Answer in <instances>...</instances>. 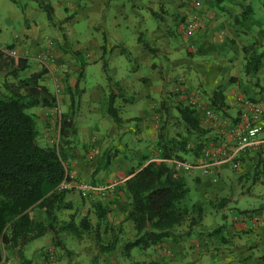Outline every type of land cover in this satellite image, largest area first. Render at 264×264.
Returning a JSON list of instances; mask_svg holds the SVG:
<instances>
[{"label":"crops","instance_id":"crops-1","mask_svg":"<svg viewBox=\"0 0 264 264\" xmlns=\"http://www.w3.org/2000/svg\"><path fill=\"white\" fill-rule=\"evenodd\" d=\"M185 1H187L186 4H184ZM213 1L219 2L222 10H233L236 7L234 4L239 0ZM50 2L54 17L66 21L67 18L62 13L63 8L59 5L60 3L51 0ZM160 2L163 5L158 9H151V15L157 18L161 25L156 29H151V32L147 30V38L155 44L153 47L157 48L158 51L155 54L148 52L139 43L138 39L137 44L140 48L136 46L133 52L128 49L120 51L121 54L126 53L125 55L129 59L134 58L135 55L143 59L149 58L145 60L150 66V72L147 75L135 76L132 73H123L121 77H117L116 74L120 72L118 66H115L116 73H114V76L110 75L107 60L110 59L108 53L117 47L113 43L112 46L110 44L108 47L104 42H99L94 51L87 52V60L83 57V61L93 64L102 60L103 65L107 64V74L111 78L110 82L118 83L117 85L123 93H121V97H123L124 103L132 104L137 98H147L146 96L148 95L160 98L166 88L172 90L174 89L173 86H175L177 98L182 101L183 97L180 92L182 90H185L188 94L202 93V96L205 94L207 97H212L218 88H222L224 106L218 110L211 106L217 116L216 119H209L205 115L203 108L195 111V117L200 125L207 130L206 134L200 137L196 134L188 136L182 130V136L177 135L181 139L185 138L191 141L188 144V148L200 145L203 151L206 148L217 150L218 147L222 146L224 154V156L218 157L221 163L212 167L210 173H206L203 168V164L207 162L204 156L194 152H190V155L187 153L183 154L184 162L193 164L190 170L176 167L187 179L190 187L188 197L190 204L201 202L204 209V219L200 225L195 226L188 234L180 229L177 231L180 239L177 242V264H180L179 262L185 258L187 259L182 264H203V258H206V264H264V201L260 205L254 203L250 207L238 209V212L233 211L234 217L232 219H229L226 214V210L230 205L236 203L240 198H245L244 195H246L247 191H245L244 187L247 179L254 175H256V178L261 170L264 175V116L261 120L263 131L259 136L260 143L239 153L240 167L234 169L230 161L223 159L234 150L235 146L229 134L232 127L240 121L242 106L237 101V97L240 94H244L264 106V58L263 67L254 78H250L244 73L246 56L243 52L245 46L255 42V40L253 42L250 41L248 37L256 39V36L260 33H263L264 36V12L260 11L257 31L256 33L252 31L251 34V27H254L255 24H249L250 17L244 21L243 28H239L241 23L235 24V15H230L227 11H221L213 7L212 0H160ZM239 5L242 7L243 4L240 3ZM252 15H256V12L254 11ZM38 16H40V13ZM246 22L247 25L245 24ZM196 23L201 26L200 30L191 32L189 36L192 37L197 46H200V51L191 53L190 50L184 48L183 44L188 38L187 35L192 26ZM28 33L34 36L37 31L34 28H30ZM176 34L179 35L177 41L175 39ZM116 36L118 37V42L123 44L121 34ZM141 36L144 39L145 35L141 34ZM59 42L61 46L67 45L64 40ZM0 47L4 48L5 46L1 45ZM40 47V45L36 47V50H39L36 52V57H32L31 52L30 55L27 54L29 53L28 50H33L29 43L25 44L21 49L15 48V50L19 51V55L28 56L31 61L38 64L36 72L41 70L38 60L39 52L46 46L43 49V46ZM75 62L78 65V60ZM155 63H158L160 67H157ZM82 65L85 66L86 63H82ZM171 65H177L175 77H173L172 73L175 72L174 69L176 67H171ZM75 70L81 71V68L77 66ZM139 80L143 82L144 88H141L137 95L136 86ZM70 84L72 85V83ZM57 91L59 90H53V93L58 98V109L41 107L39 112L36 113L38 119L44 123V132L39 134L38 141L49 147L56 145L58 142L60 118L63 113L60 114V102L62 101L63 104L68 103L67 95L65 93L59 95L56 93ZM102 95L103 93L98 91V100L101 99ZM203 100L204 102L208 101V99ZM205 106H209V102H205ZM211 107L209 106V108ZM153 108L154 105L149 103V108L143 110L140 116L137 117L136 128L138 135L135 138L137 142H132L131 137L127 134L129 124L122 117H120L123 121L121 124L122 129L119 130L117 126H112L101 116L99 126L102 127L100 130H102L103 135L100 134L93 139L95 147L92 150H95L97 154L91 156L92 153H89L87 158L89 161L82 158L81 154H79L80 157L74 160L69 157L71 180L95 182L98 185L116 183L106 197H96L95 204L101 203L106 208L107 215L105 223L102 225H108L109 232L113 230V233L118 235V230H123V233L119 234V238L121 237L123 242H130L135 236L134 225L129 219L131 199L124 188V182L130 177L132 169L139 170L150 161L161 160L157 149L158 125L156 127V123H159V121L156 120L157 115ZM92 110L96 111L95 108ZM56 111L59 113L57 125L53 120L57 115ZM81 115L76 117V119L79 120ZM54 119L56 120V118ZM75 127L79 130L81 129L77 123H75ZM114 136L122 138L123 149L129 150L130 147H135L133 154L134 157L140 155L139 165H129L126 162L127 160L122 158V156L120 157L117 151L113 155L116 159L115 163L109 170L98 169L102 165V157L104 156H102V145H105L107 138L115 139ZM138 145H141V148ZM109 147L110 145L105 146V153ZM145 151L146 153H144ZM99 154L100 158L97 159ZM215 178L217 179L216 182L214 181ZM259 183L264 185V180L262 181L261 177L255 180L253 185ZM251 191L248 190V193H251ZM198 229L206 233L203 240H185L196 233ZM85 246L82 242L78 246L79 251L76 250L69 254L61 255L57 259L56 264H91L93 257L98 254V250L96 247L93 250H89L84 248ZM121 248L122 246H117V249L120 250ZM46 251L47 249H43L40 253L37 251V255L32 253L35 256L29 258V253L27 254L25 250V255L32 261V264H48L45 260ZM136 253L139 256L137 262L155 259L156 257H152L153 255L159 257L168 256L159 248L151 250V254H149L150 250L142 251L135 248L133 254ZM121 254L122 251L120 250L117 256ZM111 256L107 259L109 262H111ZM114 263L120 264L118 259ZM6 264H18V261L12 258ZM101 264H105V262H101Z\"/></svg>","mask_w":264,"mask_h":264},{"label":"trees","instance_id":"trees-1","mask_svg":"<svg viewBox=\"0 0 264 264\" xmlns=\"http://www.w3.org/2000/svg\"><path fill=\"white\" fill-rule=\"evenodd\" d=\"M43 6L48 18L53 22L54 11L51 4ZM242 7L243 12L235 17L236 24L245 21L254 12L250 5ZM139 40L150 53L155 54L158 51L143 38L139 37ZM186 41L189 43L188 50L194 53L195 43L192 42V37H188ZM12 47L8 46L7 50L13 49ZM243 52L246 56L244 73L254 78L263 67L264 47L258 50L254 43H251L243 48ZM30 64L29 57L11 56L0 47V73L5 78L4 85L9 92V95L0 97V264H6L12 258L16 259L18 264H32L25 255V246L48 233L52 235L55 247L66 250L60 236L64 231L78 239L93 233L98 254L93 257L91 264H108V254L115 252L118 243L123 242V239L119 238L123 230L119 229L118 235H114L112 240L103 242L100 229L105 223L107 210L101 203H96L93 207L96 223L91 221L89 214L82 216L78 223L74 216L61 223L58 218L59 210L72 208V204L66 201L68 191L60 189L64 180H71L69 157L71 160L80 157L71 140L76 133L74 119L79 107L77 88H68L71 103L68 111L61 114L58 143L51 147L40 146L37 142L36 121L27 113V109L37 106L57 108L58 98L44 84L47 73L45 69L21 78V72L29 69ZM9 77L17 79V82L9 83ZM107 79L111 81L108 74ZM198 94L202 98L201 94ZM115 100V93H110L107 112L119 125L122 119L115 107ZM187 100L189 101V98ZM208 101L210 107L216 110L222 108L225 104L222 88H218ZM196 110L189 104L181 103L178 106L185 133L188 136L196 134L200 137L204 136L207 130L195 117ZM164 127L165 125L158 129L157 149L161 160L150 161L139 170L132 169L130 177L124 182V188L131 199L129 219L135 230L134 239L124 242V247L121 248L122 253L129 257L135 248L142 251L158 248L163 250L168 248L164 241L169 240L172 244H177L180 240L177 235L179 227L187 222L188 230L183 231L188 234L204 219L201 202L188 204L190 187L187 179L172 162L184 161L183 154L187 152L203 155L204 150L202 151L200 145L188 148V140L169 137ZM106 157L111 158L110 153H105L98 169L107 167V164H103ZM89 183L98 185L95 182ZM37 209L44 213V220L36 219ZM104 228L107 230L109 226L104 225ZM168 251L164 250V253L169 254Z\"/></svg>","mask_w":264,"mask_h":264},{"label":"rangeland","instance_id":"rangeland-1","mask_svg":"<svg viewBox=\"0 0 264 264\" xmlns=\"http://www.w3.org/2000/svg\"><path fill=\"white\" fill-rule=\"evenodd\" d=\"M51 1L60 3L59 5H61L63 8L62 13L64 17L67 18L66 21L59 19L58 17H54V21L52 22L48 18L47 11L43 5L51 4L50 0H0V46H5L3 49H7L8 46H13L12 48L14 49H21L25 44L29 43L33 47V50H28L29 53L27 54L30 55L31 52L32 57H36V52L39 51L36 50V47L40 45L41 47L43 46V49L48 44H51L56 58V69H54L55 75L52 76L48 74L45 77L44 83L46 86H48L51 92L58 89L59 91L56 93L59 95L65 93V95H67L68 103L63 104L62 101L60 102V114L62 112L64 113L66 107H68L66 110L67 112L71 103L70 92L68 88H77L76 96L79 97V107L78 111L76 112L77 115L75 116L78 117L83 112L79 120L74 119V122L77 123L79 127H81L80 130L75 127L76 133L71 138L73 141V146L77 148L76 152L81 154L82 158H85L86 160H88L87 158L89 153L97 154L96 151L92 150L95 147L93 139L102 134V130H100L102 127L99 126L101 116L105 118L112 126H117L119 130L122 129V123L118 125L107 112L108 98L110 93L113 92L116 96L115 107L118 110V114L126 121V123L129 124L127 134H129L131 137L132 142H137L135 140L138 135L136 128L137 117L140 116L143 110L149 108V103L154 105L153 110L156 111V120L159 121V123H156V127L158 125L157 136L158 129L163 125H165L164 131L167 132L169 137H177V135L182 136V130L185 131V129H183V122L180 119V115H178V106L181 103L188 105L189 101L187 98H184L183 101L177 98L175 86H173L174 89L172 90L170 88H166L160 98H154L146 94L148 95L146 96L147 98H137L132 104L127 102L124 103L123 97H121L122 91L117 85L118 83L115 84L107 79V66L103 65V61L100 60L99 62L93 64L83 61V57H85L84 59L87 60V52H92L91 50L94 51L96 45H98L99 42H104V44H106L108 47L110 44L112 46L113 43L116 44L117 47L114 48L112 52L108 53V57L110 55V59L107 58V63L109 66L108 72L110 75L114 76V73H116L115 66H118L120 71L119 74H116L117 77H121V74L123 73H132V75L135 76L147 75L150 72V66L145 60L149 58L143 59L135 55L134 58L129 59L125 55V52V54H121L120 51L123 49H128L130 52H133L136 46L137 48H140L137 44V39L142 45L139 40V37H143L141 34L145 35V42L149 43L152 47L155 46V44L147 38V30L151 32V29H156L161 25V22L151 15V9H158L161 5H163L162 2H160V0ZM186 2L187 1H185L184 4H186ZM240 3L243 5L246 4L252 6V9L256 12V15H251V19L249 20L250 25L255 24L254 27H251L253 30L250 28V33L252 34V31L256 33V28L258 27V22L260 19L259 13L260 11L264 12V0H239L234 4L236 7L233 10H222L219 2L216 3L212 0L213 7L218 8L221 11H227L228 14L235 15V17L240 16L244 10L243 7H240ZM39 13L40 16H38ZM245 24L247 25V22ZM243 26L244 20L239 25V28H243ZM30 28H34L37 31V34L34 36L29 35L28 31ZM118 34H121L123 38V44L118 42V37L116 36ZM177 35L178 34L175 35L176 41L179 37V35ZM248 39H250L252 42L255 40L253 43L256 49L261 50L264 47L263 33L258 34L256 39H253V37H248ZM61 40L67 42V45L61 46L59 42ZM183 45L185 46L184 48H187L186 50H188L189 43L185 41ZM194 46V52H199L200 46H197L196 43ZM17 53L19 54V51H17ZM74 60H78V65ZM82 63H86V65L83 66ZM155 64L157 67H160L158 63ZM36 66H38V64H36L34 61H31L30 68L24 72H21V78H24L30 73L36 71L38 69ZM77 66L81 68V71L75 70ZM176 66L171 65V67ZM42 69L43 68L41 67V70ZM174 71L175 72L172 73V75H174L173 77H175L177 74V67L174 69ZM161 73L164 75L163 72ZM8 81L9 83L14 84L17 82V79L9 77ZM137 82L138 83L136 87L138 95L139 90L144 88V84L141 80ZM4 83L5 78L0 73V97L9 95ZM70 83H72V85ZM101 87H103V89H101ZM98 91L103 93L100 100L97 98ZM202 98L206 100L209 99V97H207L205 94L202 96ZM189 105L192 106L191 104ZM40 108L41 106L27 109V113L31 114L36 121L38 136L40 133L42 134L44 132V123L42 120L38 119L36 115ZM93 108H95L96 111H93ZM56 112L57 115L54 117L56 120L54 118L53 120L57 125L59 122V113L58 111ZM38 136V144L40 146H45L42 142L38 141ZM114 138L115 139L107 138L105 145H102V156H105L106 145H110V147L107 149V153H110L111 156V158L106 157V159H104L103 164H107V167L103 169L109 170L111 166L114 165L116 159L113 157V155L117 151L119 152V156L125 158L129 165H139L141 158L140 155H136V157H134L133 151L135 150V147H130L129 150H125L123 149L124 146L121 142L122 138H119L118 136H114ZM188 143H191V141H188ZM138 147L141 148V145H138ZM144 153H146V151ZM187 154L190 155L191 153L187 152ZM141 156L143 155L141 154ZM99 158L100 154L97 156V159ZM171 166L173 165L171 164ZM255 176L256 175L248 178L245 183L244 189L247 191L246 195H244L245 198L238 199L236 203L230 205L226 210V214L228 215L229 219L234 217V212H238V209L250 207L254 203L260 205L262 201H264V185H261V183L253 185L255 180L260 177L262 181L264 180L263 171L261 170L256 178ZM248 190H252L251 193H248ZM66 200L72 204V208L59 210L58 218L60 223L70 220L72 216H74L75 221L78 223L80 218L86 214H89V217L93 223L97 222L93 208L96 201L94 198L83 199L75 190H72L68 191ZM187 201L188 204L191 203L189 200ZM42 213L43 212L41 210H35V217L37 220L45 219V215ZM179 229L188 230V223L186 222L183 226L179 227ZM101 233L103 242L105 243L112 240L113 236L115 235L112 230L109 232L108 229H104V225L101 227ZM204 235H206V233H203L198 229L196 233L187 237L185 240H203L205 238ZM60 236L64 242L66 250L62 249L61 247H55L53 245L52 235L48 233L43 237H39L38 239L27 243L25 250L27 251V254L29 253L28 257L33 258L35 255L32 253H36L37 251L40 253L43 249H47V256L45 257V260L48 264L53 263L51 262L48 254L49 252H54V263L56 264L57 259L61 255H66L68 252H74L76 250L79 251L80 249L78 246L81 245L82 242L86 245L84 247L86 249L88 248L89 250H93V248L96 247V239L93 233L84 235V237L80 239L74 237L67 231L62 232ZM164 242V245H166L168 248H164L162 251H171L169 254H167V257L153 255L152 257H156L155 259L139 262H145L146 264H177V244H172L170 240ZM118 244L119 246L124 247V242H119ZM120 250L117 249L115 252L108 254V259L109 256L112 255L110 257L111 262H109V264H116L114 263L116 259H118L120 264H131L132 262L138 261V253L133 254L135 249L132 250L133 253L131 254V257L126 256L123 253L120 256H117ZM149 254H151V249ZM154 254H156V252H154ZM101 259L103 261V258ZM183 261L179 263L182 264ZM206 261V258H203L202 263L206 264Z\"/></svg>","mask_w":264,"mask_h":264},{"label":"built area","instance_id":"built-area-1","mask_svg":"<svg viewBox=\"0 0 264 264\" xmlns=\"http://www.w3.org/2000/svg\"><path fill=\"white\" fill-rule=\"evenodd\" d=\"M200 28L199 24H194L190 33L198 30ZM8 54L11 56H21L17 53V50H6ZM28 57V56H26ZM38 60L40 66L47 71L49 75H55L54 69H56V58L53 47L51 44H48L41 52H39ZM58 92V91H57ZM183 99L189 98V104L192 105L193 108L199 109L203 108L205 111V115L214 120L217 118L214 110L209 108V106H205L203 99L198 94H187L185 90L180 91ZM237 101L242 106L240 121L237 125H234L230 131V138L234 142V150L223 159L225 161H230L234 169H238L240 167L239 162V153L244 151L245 149L254 146L255 144L260 143L259 136L263 131V127L261 125V120L264 116V106L260 102H254L249 97L244 94H240L237 97ZM55 109H58L55 108ZM95 151V150H93ZM94 153L91 154V156ZM223 154V147L220 146L217 150H212L209 148L204 149L203 156L206 163L203 164V168L206 173L212 171V167L217 166L218 163H221L219 160V156ZM177 168H183L186 170H190L193 167V164L174 160L172 161ZM116 185L115 182L108 183L105 185H94L88 182L80 181V180H64L60 184L61 190L72 191L75 190L82 198H96L98 196L104 197L106 196ZM167 253H170L169 251ZM49 258L51 259L52 264H54V253L49 252Z\"/></svg>","mask_w":264,"mask_h":264},{"label":"clouds","instance_id":"clouds-1","mask_svg":"<svg viewBox=\"0 0 264 264\" xmlns=\"http://www.w3.org/2000/svg\"><path fill=\"white\" fill-rule=\"evenodd\" d=\"M4 50L6 51L7 49H4ZM58 141H59V137H58ZM57 143H58V142H57ZM57 143H56V144H57Z\"/></svg>","mask_w":264,"mask_h":264}]
</instances>
